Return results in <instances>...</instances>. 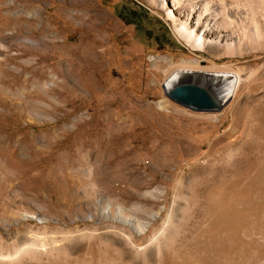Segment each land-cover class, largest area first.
Here are the masks:
<instances>
[{
    "label": "rangeland",
    "instance_id": "obj_1",
    "mask_svg": "<svg viewBox=\"0 0 264 264\" xmlns=\"http://www.w3.org/2000/svg\"><path fill=\"white\" fill-rule=\"evenodd\" d=\"M90 2L0 0V264H264V44L193 50L172 0ZM165 55L234 73L222 109L170 99Z\"/></svg>",
    "mask_w": 264,
    "mask_h": 264
},
{
    "label": "bare ground",
    "instance_id": "obj_2",
    "mask_svg": "<svg viewBox=\"0 0 264 264\" xmlns=\"http://www.w3.org/2000/svg\"><path fill=\"white\" fill-rule=\"evenodd\" d=\"M67 1L71 3L70 5L72 8H62L61 13L68 12V16L72 17L73 19L75 17L85 16L90 11L91 7L98 10V8L93 5V3H87V0ZM149 1L151 3L156 2V0ZM212 5H216L217 7H219V9H217L216 7L212 8ZM172 6L175 10L178 11H182L184 9L189 11L187 19L186 17H184L185 20H182L183 17L180 14L176 15L174 14V12L171 13L170 18L173 21V27L178 36L182 40H184V42L190 49L201 51H210L213 49L217 51L218 46H222L226 54L234 55L241 54L244 51L243 48L245 46V43L247 42L252 43L254 46L264 44V27L259 22L256 16L257 13H260L262 16H264V0H172ZM74 10L78 11L74 12ZM26 14L28 16H34L33 12H26ZM191 14H196L195 23L193 25H190V23L188 22V20L191 18ZM198 28H201L199 34ZM209 29L216 30L219 33L225 32L226 34L223 35V39H211L208 38V36L205 34ZM88 30H92V28H88ZM88 33L90 34L91 39L85 42V47L83 46V49H85V51L88 53L86 58L90 59L91 57V60L93 61V56L90 55V51L95 48V45L97 43H104V40L102 41V38L100 39L96 34L93 35L90 32ZM65 47L66 46H64V48ZM49 56L50 55H47L46 57ZM153 59L155 60V56ZM159 64L161 65L160 67H162V70L165 72L166 78L170 79L172 82L182 75H187L190 72H209L211 76L220 79H208L203 77L191 76L187 77L199 79L202 81L212 80L211 82L214 83L217 88H220L219 90L225 97L226 94H228L233 88L232 86L233 81L235 80V75L234 73L227 71L224 66H216L214 68L207 69L202 67L198 63H175L173 60V56L171 55H165L159 58ZM93 68L94 73L97 74L100 78L101 70L99 65H96ZM86 76L87 75H85V79ZM213 80L216 81L217 84H219V81L220 86H218ZM164 103L165 100H161L159 102V105H162ZM117 215H119V217H122L127 223H130L132 221L131 218L127 217L121 212L117 213ZM147 226V222H138L134 223L133 229L136 232H143L145 231Z\"/></svg>",
    "mask_w": 264,
    "mask_h": 264
},
{
    "label": "water",
    "instance_id": "obj_3",
    "mask_svg": "<svg viewBox=\"0 0 264 264\" xmlns=\"http://www.w3.org/2000/svg\"><path fill=\"white\" fill-rule=\"evenodd\" d=\"M165 94L178 104L197 111H219L225 105L214 83L181 76L164 84Z\"/></svg>",
    "mask_w": 264,
    "mask_h": 264
}]
</instances>
